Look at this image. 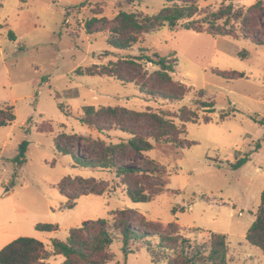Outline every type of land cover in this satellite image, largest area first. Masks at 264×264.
Wrapping results in <instances>:
<instances>
[{"label":"rangeland","instance_id":"374dc122","mask_svg":"<svg viewBox=\"0 0 264 264\" xmlns=\"http://www.w3.org/2000/svg\"><path fill=\"white\" fill-rule=\"evenodd\" d=\"M256 1L197 0L196 18L230 2L244 12ZM164 4L165 0H0V106H13L15 114L11 124L0 128V249L28 236L42 241L52 253L53 238L66 240L69 230L82 222L109 218L113 211L129 208L135 216L133 225L153 232L149 223L161 227L176 223L191 246L202 245L205 252L194 264L209 263L211 232L225 234L230 248L242 244L254 262L264 264L263 253L245 240L247 221L256 213L264 189V124L254 120L264 118V14L252 39L164 25L142 34L127 49L109 46L107 32L88 34L84 27L92 16L110 19L121 10L155 15ZM8 30L14 32L15 41L7 37ZM140 48L176 60L172 79L190 88L181 100L145 95L134 83L113 77L75 73L78 67L136 56ZM243 51L245 57L239 55ZM144 64L149 72L158 69ZM218 71H238L244 76L224 79ZM199 97L213 103L214 111H205L208 107L197 103ZM86 105L149 108L173 120L183 128L182 137L194 142L184 148L155 143L136 157L140 163L154 160L165 171V186L150 201L132 202L113 171L76 166L72 154L55 151L54 137L61 132L107 143L129 138L116 127L100 133L81 123ZM183 106L197 114L195 122L180 121L178 110ZM23 141L28 143L26 162L17 168L12 159ZM78 142L79 151L89 155L85 139ZM236 150L239 157L248 154L250 159L234 170L230 164ZM64 177L69 179L63 189L77 196L71 209L65 207L67 199L59 190ZM76 177L102 181L106 190L100 195H77L82 191ZM39 223L58 228L40 231ZM147 239L150 250L145 243L123 249L120 239L108 250L119 263L156 264L151 261L152 252L160 260L157 264H167L174 252L162 251L156 235ZM228 254L229 250L227 264H236L229 262ZM240 257L247 256L240 253ZM63 261L62 255L47 259L50 264Z\"/></svg>","mask_w":264,"mask_h":264},{"label":"trees","instance_id":"16d2710c","mask_svg":"<svg viewBox=\"0 0 264 264\" xmlns=\"http://www.w3.org/2000/svg\"><path fill=\"white\" fill-rule=\"evenodd\" d=\"M133 2L134 0H128ZM199 13L197 0H165V4L155 15H145L137 12L119 11L114 17L92 16L85 21L84 27L88 34L107 32L106 42L115 49H127L134 45L144 33L158 29L164 25L175 28L178 24L183 29L197 33L207 32L213 36H228L252 39L253 33L258 28V21L264 14V2L257 0L239 11L232 2L211 12L202 18H196ZM94 15H97L95 13ZM206 25L204 27L203 25ZM264 28V23H263ZM7 37L15 41L16 36L12 30H8ZM259 44H263L259 42ZM146 49L140 48L136 56L118 58L107 64H93L87 68L78 67L75 73L81 75L108 76L124 83H134L140 91L148 96H158L166 100H181L189 91L185 84L174 81L171 73L174 72V59L158 52L145 53ZM247 55L246 51L239 54ZM144 63H150L158 69L149 72ZM224 79L243 77L238 71H218ZM44 80V78H43ZM202 95V94H201ZM201 97V96H200ZM197 100L207 112H213V103ZM227 116V114H223ZM178 117L182 123L195 122L197 114L183 106L178 110ZM15 119L13 106H0V128L11 124ZM254 120L264 124V118ZM81 123L95 128L98 132L116 127L128 133L126 141L107 143L102 139L84 138L75 133L61 132L54 137L55 151L59 154H72L76 166L111 170L125 186L126 196L134 203L148 202L162 191L165 186L163 175L165 173L154 160L142 163L136 160L144 152L151 150L154 144H170L176 148L191 146L194 142L182 137L184 130L178 127L173 120L162 113L145 109L143 111L128 109L119 106L86 105L83 107ZM85 139L88 143L89 155L79 151V140ZM27 142L23 141L18 152L12 159L14 164L21 167L26 162ZM260 145L257 144L256 148ZM240 150L234 152L235 161L230 164L234 170L242 167L250 156L241 157ZM134 161V163H130ZM69 178L64 177L59 183V190L67 201L65 207L71 209L75 205L77 196L66 192L63 183ZM81 193L100 195L106 190L102 181L94 178L76 177L74 179ZM73 183V182H72ZM135 216L129 208H122L111 213L109 218H98L82 222L78 227L71 228L66 240L53 238L51 240L52 253L44 249L43 242L33 237L20 236L0 249V264H50L47 259L50 255H62L64 261L61 264H127L113 261L109 253L112 243L120 239L123 249H128L131 244H143L148 237H158V247L162 251L174 252L167 258V264H194L205 252L202 245L191 246L189 240L178 231L176 223H168L166 227L150 224L148 232L143 228L133 225ZM147 227V226H144ZM55 224H37L36 229L52 232L57 230ZM246 241L264 254V189L260 194V203L255 213V219L245 234ZM209 250L207 254L208 264H227L228 242L225 234L211 232ZM150 250L151 244H146ZM151 252V251H150ZM157 254L151 252V261L159 263Z\"/></svg>","mask_w":264,"mask_h":264},{"label":"crops","instance_id":"0c3cea01","mask_svg":"<svg viewBox=\"0 0 264 264\" xmlns=\"http://www.w3.org/2000/svg\"><path fill=\"white\" fill-rule=\"evenodd\" d=\"M255 219V214L251 216V219H249L246 224V228L248 229L249 226L251 225V223L254 221ZM246 229V231H247ZM246 234V233H245ZM246 240V239H245ZM247 242V241H246ZM248 245H250L248 242H247ZM252 246V245H250ZM244 246L242 244H239L237 248H230L229 244H228V250H229V254H228V260L229 262L231 260H235L237 261L236 264H244V262H247L249 261L251 264H260L259 263H256L252 260V258L248 255V253H245V250H242ZM247 247V246H246ZM255 247V246H253ZM257 248V247H256ZM259 249V248H258ZM260 250V249H259ZM261 251V250H260ZM262 252V251H261ZM240 253H243L245 256L247 257H250L249 259H247V257H240ZM263 257H264V254H263Z\"/></svg>","mask_w":264,"mask_h":264},{"label":"water","instance_id":"95a60500","mask_svg":"<svg viewBox=\"0 0 264 264\" xmlns=\"http://www.w3.org/2000/svg\"><path fill=\"white\" fill-rule=\"evenodd\" d=\"M12 183V185H13V182H11Z\"/></svg>","mask_w":264,"mask_h":264}]
</instances>
